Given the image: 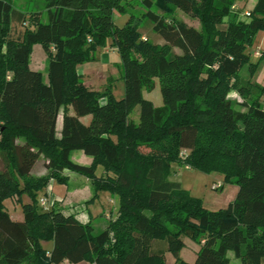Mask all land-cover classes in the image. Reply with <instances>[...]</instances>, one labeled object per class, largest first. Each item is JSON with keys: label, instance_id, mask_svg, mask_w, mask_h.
Segmentation results:
<instances>
[{"label": "trees", "instance_id": "16d2710c", "mask_svg": "<svg viewBox=\"0 0 264 264\" xmlns=\"http://www.w3.org/2000/svg\"><path fill=\"white\" fill-rule=\"evenodd\" d=\"M44 1L47 22L41 11L28 16L13 0H0V264H166L188 236L201 249L194 263L178 258L176 264H232L230 252L241 264H264V108L229 97L247 95L241 72L248 66L253 75L264 59L253 63L249 52L264 32V0L247 20L234 13L236 0H157L164 12L173 5L194 14L200 30L169 20L146 0L145 20L164 43L145 38L137 17L116 25L115 13H127L125 0ZM27 22L23 39H12V24ZM110 41L124 68L122 99L111 87L88 88L78 72ZM36 44L50 60L49 84L30 68ZM155 80L160 107L143 95ZM86 116L89 125L81 121ZM75 150L93 157L92 165L74 163ZM42 156L48 174L35 177ZM174 165L223 175L238 186L235 200L206 209L171 180ZM65 170L92 180L96 193L119 197L118 214L101 234L40 207L51 180L67 182ZM23 195L31 203L21 205L24 220L16 221L5 202Z\"/></svg>", "mask_w": 264, "mask_h": 264}, {"label": "rangeland", "instance_id": "374dc122", "mask_svg": "<svg viewBox=\"0 0 264 264\" xmlns=\"http://www.w3.org/2000/svg\"><path fill=\"white\" fill-rule=\"evenodd\" d=\"M146 0H125L124 7L126 9V15H120L115 13L116 25L122 27L130 19V17H137L141 22L140 32L145 38L150 39L156 43H164L161 37L154 31L153 25L150 21L145 20ZM153 3V9L160 13L166 14L169 20H173L175 23H185L188 26L196 29H201L200 22L194 14H187L179 8L173 5H168L170 11L164 12L161 9V5L157 0H150ZM13 4L25 12L28 16L31 12L41 11L43 13L44 22H47L48 15L46 11V2L44 0H13ZM236 11V10H235ZM245 17V16H244ZM244 19V18H243ZM28 23V22H27ZM26 25L13 23L11 27V38L14 40H22L25 28L30 27L28 23ZM264 32H259L255 37V43L251 53V60L253 63H258L264 54ZM174 53L180 54L179 49H173ZM259 53V55H257ZM97 62L89 63L80 66L81 70L92 72L91 75L85 78V81L92 90L104 92L108 87L112 88V92L117 99H122L125 96V82L123 79L124 68L121 57L116 48L111 45V41L105 48H100L96 54ZM88 67V68H87ZM252 69L246 66L240 75L241 87L247 92V95H241L238 91L230 93L229 97L236 103H251L257 102L264 108V59L255 73L251 74ZM154 88L152 90L145 89L143 95L146 99L153 102L156 107L163 105V99L161 96L159 81H154ZM240 110L245 111L244 107H239ZM140 108L137 107L134 111V117L137 120L139 118ZM92 121V120H91ZM188 152H183L186 156ZM172 181L179 182L182 187L191 192L192 196L199 198L203 201L204 207L210 211H218L226 208L231 202H233L238 193V186L233 183H226L224 176L213 173L205 174L202 172L194 171L190 168H182L177 165L173 166V173L171 176ZM221 185L217 190L213 189L215 185ZM41 193L38 198H40ZM117 199L119 200L118 196ZM16 206V204H14ZM10 208H12L9 203ZM96 229V234L99 233ZM183 241L187 247H184L179 254L168 253L166 264H176L178 258L185 260L188 263H194L198 251L201 249L200 244L193 241L189 236L184 237ZM45 246V244H44ZM46 247V246H45ZM197 251L195 253V251ZM200 251V250H199ZM232 264H241L240 260L235 258L233 252L229 253ZM27 264V263H26ZM70 264V263H66ZM81 264H89L83 262Z\"/></svg>", "mask_w": 264, "mask_h": 264}, {"label": "crops", "instance_id": "0c3cea01", "mask_svg": "<svg viewBox=\"0 0 264 264\" xmlns=\"http://www.w3.org/2000/svg\"><path fill=\"white\" fill-rule=\"evenodd\" d=\"M257 2L258 0H236L233 6L234 13L238 15L239 19L247 20V13L253 11ZM49 63L50 60L44 48L39 44L34 45L30 60V68L34 71L41 72L43 75V80L46 84H49ZM80 66H78V72L82 75L83 82L88 87L85 78L91 75L92 72L90 71L89 74V71L81 70ZM91 120L92 116L81 118V121L85 125H89ZM63 122L64 110L61 109L56 123V137L58 139L62 137ZM70 158L74 163L85 167H90L93 163V157L86 155L81 150L72 151ZM46 162L47 161L42 156L35 164L32 170V175L35 177H43L47 175L48 169L46 168ZM62 175L67 178V182L65 184H59L57 181L51 180L48 187L41 193L40 199L42 197H48L49 200L54 204L53 207L55 209L60 210L67 216H74L82 224L90 223L93 227L94 235H99L107 230L110 220L115 219L119 211V200L117 197L112 196L108 192L96 193L92 180L86 176L72 172L70 170H65ZM97 175H104V169L102 167L98 168ZM9 203L11 204L12 208H10ZM28 203H31V199L29 196L23 195L21 198L16 197L7 200L5 205L14 220L23 221L24 214L21 205ZM14 204H16V206ZM96 229L101 232L96 234ZM44 244L48 249H51L53 246L52 243ZM185 247H187V244ZM199 250L200 248L197 249L198 252ZM197 251H195V253Z\"/></svg>", "mask_w": 264, "mask_h": 264}, {"label": "built area", "instance_id": "2783aa9c", "mask_svg": "<svg viewBox=\"0 0 264 264\" xmlns=\"http://www.w3.org/2000/svg\"><path fill=\"white\" fill-rule=\"evenodd\" d=\"M247 16H250V13H247ZM257 55H259V53H257ZM220 187H221L220 184H219V185H215V186H213V189H214V190H217V189H219ZM39 204H40V207H41L43 210H45V211L50 210V209L54 206V204L49 200L48 197H42V198L40 199V201H39Z\"/></svg>", "mask_w": 264, "mask_h": 264}]
</instances>
